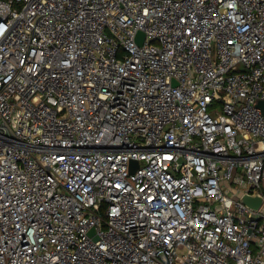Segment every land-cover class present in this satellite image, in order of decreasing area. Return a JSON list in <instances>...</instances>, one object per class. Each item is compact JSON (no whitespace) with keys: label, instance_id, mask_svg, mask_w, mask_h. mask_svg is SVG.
Wrapping results in <instances>:
<instances>
[{"label":"built area","instance_id":"1","mask_svg":"<svg viewBox=\"0 0 264 264\" xmlns=\"http://www.w3.org/2000/svg\"><path fill=\"white\" fill-rule=\"evenodd\" d=\"M260 100L264 0H0V264H264Z\"/></svg>","mask_w":264,"mask_h":264},{"label":"water","instance_id":"2","mask_svg":"<svg viewBox=\"0 0 264 264\" xmlns=\"http://www.w3.org/2000/svg\"><path fill=\"white\" fill-rule=\"evenodd\" d=\"M144 37V33L142 31H138L136 34V41L138 44H141L142 39ZM258 106H263L262 107V111L264 113V101H258L257 103ZM132 166L136 165V161H131ZM134 169L132 168L131 171H133ZM241 200L248 206L252 207V208H257L259 206V204L262 201V197L258 194V193H252V194H244L241 197ZM93 230H91L90 233H92Z\"/></svg>","mask_w":264,"mask_h":264}]
</instances>
